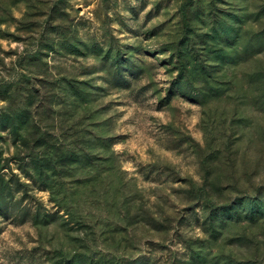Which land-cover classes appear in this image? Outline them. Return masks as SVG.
Here are the masks:
<instances>
[{"label":"rangeland","instance_id":"374dc122","mask_svg":"<svg viewBox=\"0 0 264 264\" xmlns=\"http://www.w3.org/2000/svg\"><path fill=\"white\" fill-rule=\"evenodd\" d=\"M3 106L0 264H264V0H0Z\"/></svg>","mask_w":264,"mask_h":264},{"label":"trees","instance_id":"16d2710c","mask_svg":"<svg viewBox=\"0 0 264 264\" xmlns=\"http://www.w3.org/2000/svg\"><path fill=\"white\" fill-rule=\"evenodd\" d=\"M75 97L78 98L77 96H80L79 95V92L78 93H75ZM80 98H84L83 95L80 96ZM8 106H3V107H0V124L3 125L4 128H7L8 124H11L13 121H15V118L16 116L14 114H10V112H7L8 111ZM6 112V113H5ZM22 115H23V118H22V121H25L24 119V114L23 112H21ZM28 117H30V115H28ZM27 117V119H28ZM12 126L14 128V131H12L13 135L16 136V138L20 137L21 135L19 134V131H18V128H17V125L16 123H12ZM16 127V128H15ZM51 135H48V133L46 131L43 130V133L40 132V137L36 139V142H35V146L40 144L43 145V146H54L56 149H57V152H62L60 149L63 147L61 146L62 144H59L58 141H53L51 139H53L52 137H50ZM16 141H21V139H16ZM22 142V141H21ZM23 145H25L24 142H22ZM69 155H75V156H78L79 158L77 159H86L87 160V151H81L80 149H77L76 146L73 147V149L67 153L64 157L63 155L60 157L62 158L63 160L68 157ZM30 158L33 160V162L36 164V162L38 161V157L34 156V155H30ZM2 160V154H1V151H0V161ZM37 167H39L38 164H36ZM34 168H36L34 166ZM1 166H0V182L3 183L5 185V178H4V175L1 173ZM39 182H49V179H39L38 180ZM49 184V183H47ZM49 186H51V189L50 190H53V185L49 184ZM83 256H76L74 258V261H73V264L75 262V264H87V259H82ZM92 263V261H91ZM89 263V264H91Z\"/></svg>","mask_w":264,"mask_h":264}]
</instances>
